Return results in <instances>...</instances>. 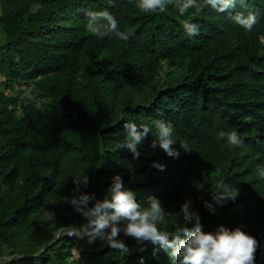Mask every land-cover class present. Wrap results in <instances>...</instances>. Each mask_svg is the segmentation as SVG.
<instances>
[{
    "label": "trees",
    "instance_id": "16d2710c",
    "mask_svg": "<svg viewBox=\"0 0 264 264\" xmlns=\"http://www.w3.org/2000/svg\"><path fill=\"white\" fill-rule=\"evenodd\" d=\"M165 7L0 0V264H174L160 245L123 232L127 251L67 234L87 222L64 199L76 177L88 179L81 192L103 200L116 175L142 207L158 198L162 231L185 226L181 206L191 201L204 232L241 229L264 264V0L184 16L175 0ZM102 10L131 33L127 41L88 30L87 14ZM237 12L257 16L251 32L230 18ZM185 20L198 35L183 30ZM157 120L172 124L178 158L151 147ZM128 121L152 129L139 159L118 148ZM221 131L242 142L229 144ZM223 188L235 198L217 203Z\"/></svg>",
    "mask_w": 264,
    "mask_h": 264
},
{
    "label": "clouds",
    "instance_id": "9594fccd",
    "mask_svg": "<svg viewBox=\"0 0 264 264\" xmlns=\"http://www.w3.org/2000/svg\"><path fill=\"white\" fill-rule=\"evenodd\" d=\"M171 2L172 0H137V7L145 13L157 11L162 13L166 11V4ZM238 2L246 7V0H200V2L198 0H175V7L181 16H184L191 8L202 12L205 8L211 7L223 13L234 9ZM87 16L88 30L99 38L114 34L117 39L127 41L131 35L130 32L119 30L118 21L107 10L89 12ZM230 18L247 32H251L257 23V16L251 12L247 16L242 12H237L235 15L230 13ZM182 28L189 36L199 34V26L188 20L182 23ZM261 43H264V38L261 39ZM123 128L126 137L118 148H128L134 153V159H139L140 153L137 151V146L143 143L149 133H152V129L147 125L138 126L131 121L125 122ZM155 129L153 134L155 139L151 147L156 148L158 145L169 157L178 158L179 151L172 147L175 142L172 124L157 120ZM219 138H226L231 145H239L242 142L235 131L230 133L221 131ZM181 146L188 150L185 145ZM153 167L160 170L165 168L164 165L156 162L153 163ZM257 174L264 179V167L258 166ZM81 181L84 187H87L86 176L76 177L73 196L70 199L68 197L64 199L73 206L76 212L85 217L87 222L79 227H68L69 236L80 239L88 237L89 242L99 238L111 248L127 251L125 243L118 239L120 233L123 232L137 241H150L160 245L168 252L174 264H255L258 241L254 237L239 228L230 230L223 225L218 226L214 233L204 232L200 216L190 210L191 201H186L181 206L185 226H177L173 235L158 227L164 222L166 216L158 198L149 197L148 206L142 207L136 200L135 194L125 187L120 175L112 178V185L103 200L96 199L94 194L81 192ZM229 197L235 198L228 194L227 188H223L218 194L214 192V199L217 203ZM205 206L214 211L211 204L206 202Z\"/></svg>",
    "mask_w": 264,
    "mask_h": 264
},
{
    "label": "rangeland",
    "instance_id": "374dc122",
    "mask_svg": "<svg viewBox=\"0 0 264 264\" xmlns=\"http://www.w3.org/2000/svg\"><path fill=\"white\" fill-rule=\"evenodd\" d=\"M5 94H8L7 92H5ZM18 96H20V97H22L23 95L22 94H20L19 92H18ZM6 260V258H4V259H1L0 261H5Z\"/></svg>",
    "mask_w": 264,
    "mask_h": 264
}]
</instances>
